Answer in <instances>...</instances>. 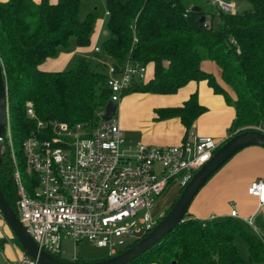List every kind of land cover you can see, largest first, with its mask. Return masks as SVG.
<instances>
[{
  "label": "trees",
  "instance_id": "trees-1",
  "mask_svg": "<svg viewBox=\"0 0 264 264\" xmlns=\"http://www.w3.org/2000/svg\"><path fill=\"white\" fill-rule=\"evenodd\" d=\"M244 1L250 4V11L224 13L209 0H104L109 37L94 55L119 65L130 54L152 66L151 78L133 81L121 95L174 94L188 81L205 80L214 94L233 106L229 132H239L241 126L264 121V0ZM78 7L79 0L0 1V63L7 121L20 166V143L35 129V121L25 114L26 101L41 120L95 124L110 98L104 83L105 66L99 61L100 69L92 68L84 56H78L65 70L39 67L45 59L54 58L69 37L76 47L89 46L95 19L88 14L80 20ZM192 7L198 10L192 11ZM200 16L209 26L199 21ZM133 35L136 42L131 47ZM204 60L218 68L220 82L200 68ZM204 111L192 92L179 105L154 112L157 119L178 118L186 135ZM3 145L6 147L5 141ZM8 156V152L2 153L0 187L17 215ZM201 223L186 212L155 244L126 264H245L234 242L237 236L247 247L248 261L264 264V238L247 231L243 221L226 216Z\"/></svg>",
  "mask_w": 264,
  "mask_h": 264
},
{
  "label": "built area",
  "instance_id": "built-area-1",
  "mask_svg": "<svg viewBox=\"0 0 264 264\" xmlns=\"http://www.w3.org/2000/svg\"><path fill=\"white\" fill-rule=\"evenodd\" d=\"M209 1L224 13H234L233 1ZM203 25L209 26L208 21ZM135 42L133 35L131 47ZM92 52L99 49L93 46ZM99 62L105 64L104 83L110 91L109 100L115 103L122 90L145 78L146 66L130 54L119 65ZM24 106L25 114L35 121V129L20 143L21 166L15 158L7 119L3 138L11 164L17 217L32 240L52 255L59 254L62 238L86 241L104 249L107 257L128 247L162 217L155 202L164 189L171 183L182 187L221 143L190 132L175 145L137 143L130 158L119 152L123 134L116 117L102 120L103 108L95 124H69L55 118H37L30 101ZM238 130L264 134V121ZM247 193L263 204L264 180L251 181ZM228 216L237 219L233 208ZM214 218L208 216L201 224ZM0 220L4 221L1 213ZM241 221L251 225L249 218ZM1 264L40 263L23 252L18 259Z\"/></svg>",
  "mask_w": 264,
  "mask_h": 264
},
{
  "label": "crops",
  "instance_id": "crops-1",
  "mask_svg": "<svg viewBox=\"0 0 264 264\" xmlns=\"http://www.w3.org/2000/svg\"><path fill=\"white\" fill-rule=\"evenodd\" d=\"M33 1L38 2L39 0ZM55 1L49 0V2ZM93 36L95 37L91 33L90 42ZM93 46L94 43L84 48L75 46L70 52L90 54ZM66 53L59 50L54 58L45 59L39 67L45 71L64 69L69 55V53L68 55ZM148 68L151 71L149 77L147 74ZM200 68L212 74L220 82L219 70L213 62L201 61ZM151 76L152 66L148 65L146 66L145 78L142 82L148 80ZM192 92L196 93L198 103L204 106L205 111L195 118L186 135L191 132L197 135L209 136L222 142L231 135L227 131L229 128H226L230 126L234 117V109L224 104L223 97L219 94H214L205 80L188 81L174 94L140 93L138 97L144 98L147 105L141 102L140 105L133 107L131 111H125L123 116L125 118L119 127L127 132V138L134 144V147L137 143L155 147L178 144L186 136L184 133L185 129L179 119L175 117L157 119L154 111L160 107L179 105ZM145 106L150 111L145 110ZM254 179L264 180V148L258 145H248L235 152L199 188L188 205L187 213L189 216L199 220L211 215L222 218L228 216L230 209L233 208L236 211L237 219L244 220L249 218L251 220V225H248L250 230L259 235L258 237L263 238L264 203L258 204L256 198L247 193L248 186ZM171 184H173L171 188L174 189V197L178 193L179 187L175 183ZM167 203H163V201L157 202L155 209L165 208ZM5 227V222L0 220V264L4 261H14L23 253V250L13 241L11 231L7 233ZM10 239L11 241H9Z\"/></svg>",
  "mask_w": 264,
  "mask_h": 264
},
{
  "label": "water",
  "instance_id": "water-1",
  "mask_svg": "<svg viewBox=\"0 0 264 264\" xmlns=\"http://www.w3.org/2000/svg\"><path fill=\"white\" fill-rule=\"evenodd\" d=\"M191 10L197 11L198 7H192ZM204 20V16H200L199 21L203 22ZM116 107L117 104L115 102L107 100L103 107L101 119L108 120L114 115ZM6 119L7 94L3 79L2 65L0 63V162L2 153L5 152L7 154L8 152V149L3 145ZM248 145H259L264 148V134L256 130H243L229 135L219 146H217L211 156L190 176L187 182L181 187L180 192L168 211L156 222V224H154V226L136 242L109 257L86 261L64 260L44 251L27 234L16 213L11 209L5 199L1 187L0 213L5 224L11 231L12 236L15 238L23 252L40 264H126L148 250L175 224L181 221L182 217L187 212L191 199L204 184L206 179L230 156ZM7 162L11 173L9 156L7 157ZM14 196L16 203V195Z\"/></svg>",
  "mask_w": 264,
  "mask_h": 264
},
{
  "label": "rangeland",
  "instance_id": "rangeland-1",
  "mask_svg": "<svg viewBox=\"0 0 264 264\" xmlns=\"http://www.w3.org/2000/svg\"><path fill=\"white\" fill-rule=\"evenodd\" d=\"M233 4H234V12L236 13L251 10L250 4L244 0H235L233 1ZM104 13H105L104 0H79V7L77 11L78 18L80 20H83L88 14H92L94 16L95 21H94V25L92 29V34L95 35V37L93 36V39H91L90 45L94 43V46L97 47L99 50L102 44L109 37L108 31L106 29L107 17L106 15H104ZM74 47H75L74 39L72 37H69L67 45L64 48H59V50L65 51V53L67 52L66 53L67 55L69 53L67 57L68 62L66 66L64 67V69L70 68L74 63V60L78 56L86 57L90 61V66L95 69H100V67L98 66V62H97L98 60H102V61L105 60V63L112 62L110 58L105 57V56L95 57L94 52L90 54L70 52L72 49H74ZM100 54L102 55V53ZM104 70H106V67ZM147 74H148V77L151 74V71L149 70V68H148ZM139 94L140 93L138 92L124 93L123 95L119 97L118 101H116L117 107H116L114 116L116 117V119L118 118L119 125H121V123L123 122L125 118V117L123 118L125 111L127 110L131 111L133 107L140 105L141 102L147 105L146 100L144 98L138 97L140 96ZM223 103L231 108L233 107L230 103H226L225 100H223ZM144 109L150 111V109L147 106H145ZM126 118H128V116H126ZM133 124L136 125L135 123ZM228 128L229 127H227L226 129ZM121 131L123 134V143L119 146V152L122 154V156H129L131 158L135 152L134 144H132L129 138H127V132L123 131L122 128H121ZM227 131H229V129ZM213 139L215 140V138ZM178 177L179 176H176L175 178L178 179ZM171 186H173V184L168 186L164 190V192L156 199V202H155L156 206H157V202L158 203L160 201L161 202L163 201V203L168 202L165 208L158 209L160 212H162V216L166 213V210L169 209V207L172 205L173 201L175 200V198L177 197L179 193L178 192L173 197L174 189H172ZM243 225H244L243 227L247 231L252 232L250 230V226L246 225L245 223ZM5 230L7 231V233H10V230L7 227V225L5 227ZM255 235L259 236L257 234ZM262 237L264 238V236ZM9 241H11V239ZM234 242H235V245L237 247V251L240 257L241 259L244 260L245 264H253L248 261L247 247L245 243L243 242V240L237 236L235 237ZM56 255L64 260H76L77 259V260L86 261V260H96V259L104 258L105 251L104 249L98 248L86 241L73 242L72 240L68 238H62L60 240L59 254H56Z\"/></svg>",
  "mask_w": 264,
  "mask_h": 264
}]
</instances>
